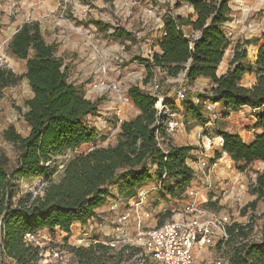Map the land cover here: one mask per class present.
Wrapping results in <instances>:
<instances>
[{"label":"trees","instance_id":"16d2710c","mask_svg":"<svg viewBox=\"0 0 264 264\" xmlns=\"http://www.w3.org/2000/svg\"><path fill=\"white\" fill-rule=\"evenodd\" d=\"M230 1L176 0L177 5L190 6L192 12L164 16L158 50L148 51L144 59L148 76L145 82L153 76L154 69L165 77L184 72L189 84L207 78L208 88L195 94L198 102H183L185 114L200 124L208 120L202 113L204 101L222 104L225 115L241 107L252 109L253 128L259 132L245 141L237 132L218 130L216 134L222 136L223 145L210 159L213 163L225 153L242 172L255 161L264 162V32L253 62L247 56L248 41L237 42L228 67L218 76L217 66L230 44L225 30V23L231 19ZM118 30L115 28L113 34ZM57 47L56 42L47 40L37 21L23 22L12 34L9 48L15 57L25 61V71L16 74L0 66V99L4 88L23 77L31 90L22 111L27 133L20 134L13 125L2 131L3 138L14 145L16 158L11 164L8 155L0 153V264H38V247L27 241L26 235L56 227L69 233L74 222L86 224L112 196L116 183L129 195L156 179L162 198H181L196 174L186 162L195 147L171 142L163 111L159 113L156 107V97L137 84L130 85L126 94L138 113L120 123L113 143L92 145L58 160L67 151L93 142L96 131L87 118L97 115L102 98L85 97L69 80V66L56 54ZM245 74L254 76L249 86L241 82ZM31 178L43 180L41 190L34 195L19 194L17 181ZM248 192L254 198L241 208L243 213L264 200V168L254 171ZM261 231L260 238L253 240L250 224L231 223L228 237L217 242V247L226 244L227 261L223 264H264V220ZM95 247L112 249L99 242L86 249L71 248L79 264H126L95 256Z\"/></svg>","mask_w":264,"mask_h":264},{"label":"rangeland","instance_id":"374dc122","mask_svg":"<svg viewBox=\"0 0 264 264\" xmlns=\"http://www.w3.org/2000/svg\"><path fill=\"white\" fill-rule=\"evenodd\" d=\"M229 4L231 19L225 23V30L230 44L225 49L218 71H225L228 67L237 42L248 41L245 46L252 62L263 43L264 0H231ZM188 13H191L190 6L177 5L176 0H0V66L10 68L16 74L25 71V61L11 53L9 40L23 22L37 21L47 40L58 44L56 54L68 64L69 80L77 84L85 97L91 100L102 98L98 103L97 115L87 118L96 131L93 142L83 144L75 151H67L65 155L58 156V160L92 145L113 143L120 123L138 112L126 94L127 88L137 84L150 92L156 86L163 97L162 103L156 106L162 108L166 126L170 120L173 125L176 123L171 132L180 137L177 141L190 144L196 139V144H191L195 147L191 151L192 157L186 161L196 171L191 186L194 190H206L214 197L200 205L207 210L226 214L231 223L250 224V237L255 240L264 220V200H260L254 209L248 207L244 213L241 212V208L254 198L248 192V184L254 177V162L248 170L242 171L241 179L236 176L238 170L232 160L222 154L211 163L210 159L219 147L215 145L204 149L201 142L202 135L218 136L216 133L221 129L239 132L243 140H249L255 121L253 110L241 107L225 115L222 104L204 101L202 113L208 120L200 124L185 114L183 102L197 103L195 94L208 88L206 81L197 79L189 84L184 79V72L176 77H165L154 69L156 82L152 78L145 82L148 76L144 59L158 41L164 16H185ZM96 20L100 22L96 23ZM115 28L119 30L113 34ZM122 30L128 34L120 35L119 31ZM241 82L249 86L254 82V76L245 74ZM180 84L185 88L182 97L176 93ZM30 95V87L23 77L15 85L4 88L0 99V153L8 155L11 164L15 161L16 149L3 138L2 131L8 125H13L20 134L27 133L28 126L22 111L25 110L24 100ZM201 159L206 162L203 167L199 166ZM57 177L56 174L54 178ZM215 177L222 183L219 184ZM43 183L41 178L20 179L16 187L19 194L30 192L34 195L41 190ZM112 189L113 194L108 200H114L112 203L116 206L111 208L113 204L110 203L108 210L113 211L115 216L121 211H129L134 230L137 226L146 229L172 219L174 211H182L188 202H184L187 198L185 194L181 198H162L156 179L146 182L129 195L127 191L120 190L118 183ZM139 199H142V203L134 206L132 203ZM95 227L92 223L71 226L69 233L57 227L42 228L32 235H26V240L38 247V264H79L78 256L71 247L86 249L98 242L106 245L105 242L114 237L113 232L92 233ZM123 248V254H118ZM225 248L226 244L217 247V242L212 246H200L194 252V264L226 263ZM93 251L101 259L126 264H161L148 256L140 263L137 256L140 248L132 244H117L114 249L104 250L95 247Z\"/></svg>","mask_w":264,"mask_h":264},{"label":"built area","instance_id":"2783aa9c","mask_svg":"<svg viewBox=\"0 0 264 264\" xmlns=\"http://www.w3.org/2000/svg\"><path fill=\"white\" fill-rule=\"evenodd\" d=\"M156 82V76L151 77ZM185 88L180 84L176 93L182 97ZM150 93L157 99L156 104L162 103L163 97L159 94L155 86ZM161 112L162 108L156 106ZM176 126L172 121H168L166 131L171 132ZM200 134V133H199ZM203 148H211L223 145L222 136L202 135ZM204 159L199 161V166H205ZM196 172V171H195ZM187 190V189H186ZM186 192V191H185ZM139 199L132 204L139 206L142 202ZM111 208L116 204L112 203ZM173 218L163 221L161 224L143 228L137 226L134 231L129 229V211L119 212L114 221V237L105 242L112 249L117 244L125 246L132 244L140 248L138 253L139 262L144 260L145 256L160 262L161 264H194V252L200 246H212L216 242L228 237V226L231 224L229 217L221 212L207 210L195 200L185 203L182 211H174ZM255 238L258 240L261 236ZM252 237V236H251ZM253 239V238H252ZM92 242H97L93 240Z\"/></svg>","mask_w":264,"mask_h":264},{"label":"crops","instance_id":"0c3cea01","mask_svg":"<svg viewBox=\"0 0 264 264\" xmlns=\"http://www.w3.org/2000/svg\"><path fill=\"white\" fill-rule=\"evenodd\" d=\"M191 12H192V9H191ZM153 50H158L157 43H156V45L153 46ZM221 63H222V60L219 63V65L217 66V74L218 75H220V74H222L224 72L223 70L222 71H218V67L220 66ZM198 79H202V80L206 81L209 84V80L207 78L201 77V78H198ZM188 99H190V98H188ZM214 104H218V103H214ZM125 120H127V119H125ZM180 125L181 124L179 123V126ZM178 130L180 131L181 128L179 127ZM232 132H236V131H232ZM256 132H259V130L258 129H254V128L251 129V133H250L251 134V138L253 137L254 133H256ZM237 133H239V132H237ZM169 136H170L171 142L173 144H177V145L187 144V143H183V142H178L177 140L180 139V137L177 136V134L175 132H170ZM247 137H249V136H247ZM251 138H249V140ZM190 144H196V139L194 141L190 142ZM216 151H220V148H218ZM222 156L230 159V157L227 154H225V153H222ZM190 166L192 168H194L193 165H190ZM254 166H255L254 171H260V170H262L264 168V162L255 161L254 162ZM236 176L240 177L242 179L243 173L241 171L240 172L236 171ZM215 178H217L216 180H218V181L220 180L218 177H215ZM253 179H254V177L251 178V180H253ZM193 180H195V178H193L191 180L189 186L187 187V190L185 192V196L188 199L186 198L187 200L185 199L184 202L195 200L197 203L202 204V202H206L207 200L209 202L210 200H212V198H214L213 196L211 197L210 194H207L206 190H203V189H200V188L198 190H196V189L194 190V188L191 186ZM221 183H222V181H219V184H221ZM250 196H251V198L254 197L252 195H250ZM108 199L109 198H107V200L101 206H99L97 208L95 217L89 219L86 224L81 225L79 222H74L71 226L80 227V226H85V225H89L90 223H92L94 226H96L95 229L92 230V233L108 234L110 232H113V226H114V221H115V217L116 216L114 215L113 211L108 210V208H109L110 203H112L114 200H108ZM130 220H131V218L129 217V229L131 231L133 229V226H132V221H130ZM197 250H198V248L195 251H197Z\"/></svg>","mask_w":264,"mask_h":264},{"label":"water","instance_id":"95a60500","mask_svg":"<svg viewBox=\"0 0 264 264\" xmlns=\"http://www.w3.org/2000/svg\"><path fill=\"white\" fill-rule=\"evenodd\" d=\"M217 73V72H216ZM218 75V74H217ZM219 76V75H218Z\"/></svg>","mask_w":264,"mask_h":264}]
</instances>
